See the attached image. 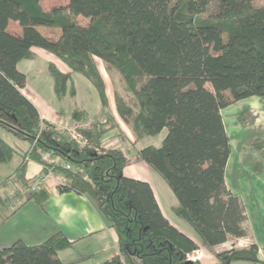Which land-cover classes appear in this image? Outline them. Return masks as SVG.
<instances>
[{"label": "trees", "instance_id": "1", "mask_svg": "<svg viewBox=\"0 0 264 264\" xmlns=\"http://www.w3.org/2000/svg\"><path fill=\"white\" fill-rule=\"evenodd\" d=\"M41 2L0 0V129L28 143L20 150L0 138V164L15 153L21 156L0 188L20 183L16 195L50 173L58 193L86 197L116 239L118 253L100 264H204L187 258L197 250L214 257L207 264H264L255 244L213 251L245 236L242 205L225 182L231 144L221 111L239 100L264 99V3L68 0L46 10ZM9 22L18 24L20 34L8 30ZM39 28L58 35H43ZM33 49L53 55L96 91L108 127H77L83 146L42 120L24 95L26 76L17 63L32 59ZM100 62L109 77L119 78L126 95L113 92L114 112ZM48 70L56 98L73 97L70 75L52 63ZM85 116L77 111L71 119L80 122ZM116 118L129 127L133 142ZM163 130L158 147L134 148ZM111 132L122 147L102 146ZM251 149L264 158V138L259 136ZM47 154L51 160H44ZM126 155L163 178L176 199L172 211L199 242L165 218L147 180L124 175L130 164ZM28 161L41 167L33 182L25 178ZM6 195L0 197L2 205ZM48 196L41 187L22 204L41 205ZM71 247L60 231L38 244L17 240L0 248V264H67L58 255Z\"/></svg>", "mask_w": 264, "mask_h": 264}, {"label": "crops", "instance_id": "2", "mask_svg": "<svg viewBox=\"0 0 264 264\" xmlns=\"http://www.w3.org/2000/svg\"><path fill=\"white\" fill-rule=\"evenodd\" d=\"M10 23L11 22L8 24V30ZM18 29L19 33L15 34H20L19 26ZM33 52L35 55L39 54L38 49H33ZM52 57L54 56L47 53L45 55V59L42 58L41 61L43 60L47 68L50 63L54 64L60 72L69 74L71 79L72 73L69 72L68 68L66 66V68L60 67L55 64L54 60H52ZM27 60H33V58L26 59V61ZM26 61L21 60L18 62L17 69L26 75V87L23 90V93L33 103L40 118L51 123L56 129H59L64 125L73 126L74 129L77 127H89L88 124L90 123L91 116H93L92 114L94 112L90 113L87 110H79L86 112L84 120L80 122H75L71 119L73 112H70L67 114V116H65V113L60 111V103L54 94V81H52V79H47L46 76L42 77L40 80L38 78H30L28 72H26V68H22L21 65ZM73 87V98L68 95L69 97L65 96L61 102H65V100H67L66 102L69 104V100L76 98L78 91L75 86ZM90 95L92 98L93 96H96L93 91L90 92ZM247 100H249V103L252 105L251 108L256 110L257 114L260 116V118L257 119L258 127L261 129L258 134L264 138V121L259 122V120L262 118L264 120V105L260 103L264 102L260 101L264 99L251 97ZM96 108L97 109L95 111H97V114L100 115V101ZM97 118H99V122L101 124L102 120L100 118L102 117L100 116ZM164 135L165 130L155 137L157 141L153 146L158 147ZM115 136L116 135H113V133H107L102 140V146L106 147V142L108 140L111 141L110 144L114 145L113 143H115ZM0 138L13 146L18 147L19 145L22 150H26L28 148V143L16 139L11 134L5 132L2 129H0ZM136 148L138 150L142 149L138 146H136ZM257 155L258 159L255 160H259L261 165L259 172L255 176L256 186L254 187L256 188L254 189L250 187L248 188L249 191L242 195V208L245 217L242 227L244 229L245 236L235 240H242V243L244 244L242 248H245L251 244H255L258 248L259 259L264 261V241H262V238L259 240V236L254 232V225L255 223H258V219H260V223L264 228V158H261L258 153ZM32 164L35 165V169L34 171L30 172V165L32 166ZM134 165H128L126 168H131L130 173L129 175H126L123 171L124 175L130 177L138 175L133 167ZM40 168V165L36 162L28 161L25 170L26 180L33 182L39 176ZM2 183H0V185H2ZM49 183L50 185H48L47 188L49 196L43 204L36 205L26 202L23 203L18 210L13 211L12 213H6L5 210L0 211V247H7L17 240H21L25 244H38L46 240L56 231H60L70 242H72L71 248L60 252L58 255L67 264H100L104 261L110 260L114 255H116L118 253V249L115 236L105 227L101 217L94 210L90 201L86 197L76 194L75 192H67L62 194L58 193L56 190L57 180L54 178L53 181H49ZM7 184L6 185L9 187L5 185L0 188V197L5 194L10 195L15 191L21 190L22 188L20 183L13 181ZM227 189L230 190L228 186ZM224 244L219 245L218 247L223 246ZM216 248L217 247L214 248V252H217L215 251ZM192 255L197 257L198 260L206 261L203 259L204 254H202V252L199 250L193 252ZM212 257V255L211 257L209 256L207 261Z\"/></svg>", "mask_w": 264, "mask_h": 264}, {"label": "rangeland", "instance_id": "3", "mask_svg": "<svg viewBox=\"0 0 264 264\" xmlns=\"http://www.w3.org/2000/svg\"><path fill=\"white\" fill-rule=\"evenodd\" d=\"M67 3H68V0H42L41 5L44 9L49 10V9H52L58 6H66ZM259 3H264V0H259ZM78 23L81 25H86L87 20H85L82 17H79ZM9 31L12 33H19V29H18L16 22L10 23ZM39 31L41 34L49 35V36H52L53 38H55L58 35V31H56L55 29L49 30L48 28H39ZM38 51H39V54L34 55L33 60H27V61L25 60L26 62H23L21 64L22 68L24 67L26 68L27 70L26 72H28V75L30 76V78L31 77L35 79L38 78L40 80L42 77L46 76L47 79H52L46 64H44L43 60L41 61L42 58L45 59V55L47 53L40 49H38ZM52 60H54V63L57 64L58 66L66 68L65 65L57 58L52 57ZM100 67L106 79L107 91H108V95L110 97L111 104H112L111 108L113 110V106H114L112 102L113 92L116 91L120 96H122V98H125L126 95L124 93L122 83L119 80V78H117L114 75L112 77H109L104 71L102 62H100ZM23 74L25 75V73ZM69 83L75 86V88L78 91L77 92L78 94L75 99L69 100L70 101L69 104H67L66 102L67 100H65V102L64 101L61 102L60 100L57 99L58 102L60 103V111L65 113V116H67V114L70 112H77L79 110H87L90 113L94 112L92 114L93 116H91L90 123L88 124V126L95 125V124L99 125L100 122H99V118L97 117H100L101 115H98L97 111H95L97 109L96 106L99 104V100L97 98V93L94 90V88L89 84V82L84 77H82L81 75L77 73H72V77ZM206 87L211 90V87L209 84H206ZM92 91L96 95L95 97L93 96V98L90 95V92ZM66 96L69 97L68 95ZM260 101H264V100H260ZM260 103L264 105V102H260ZM251 106L252 105L249 103V100L244 99V100H239V101L232 103L231 105L222 109L221 111L224 127L226 128V131L230 137L231 145H232V151H231V154L228 159L227 166H226V184L228 188L231 190V192L238 197L241 205H242V195H244L246 192L249 191L248 188L250 187L254 189L256 188L254 187L256 186L255 176L259 172L260 165H261L259 160H255V159H258L257 153L255 151H252L253 149H251L252 143L256 141V139H258L259 136H261L258 134V132H260L261 129L260 127H258V124H257L258 122L257 119H259L260 116L259 114H257L256 110H253L251 108ZM100 119L102 120L101 124H106L108 127V124L105 118L102 117ZM260 121L263 122L264 121L263 118L259 120V122ZM118 123L120 124V127L122 131L125 133V135L129 137V140L131 142H133L134 138L131 134L129 127H127L124 123L119 121V119H118ZM63 128L70 129V130L74 129L73 126H70V125L69 126L64 125L63 127H60L58 130L63 131L62 132L63 135H66L65 134L66 132L63 130ZM112 133L113 135H116V132H111V134ZM115 137H116L114 138L115 143H113L114 145L110 144L111 141L108 140L106 142L105 148H113V147H118V146L122 147L121 146L122 144H120V140H119L121 138L118 136H115ZM156 141L157 140L153 137H146L140 140L136 144V146L143 148L147 145H154ZM129 146L131 147L132 145H129ZM18 147L21 149L19 145ZM132 147H131V150L133 149ZM126 158L130 161L129 166H132L135 164L133 167L138 175H134L133 178H140L143 180H147L150 183L155 193L157 202L160 206L161 212L165 216V218L172 225L177 227L180 231L184 232L185 234H188L195 241L199 242V238L195 234V232H193L183 222V220L178 218L172 211V206L176 204V199L172 191L166 184V182L163 180V178L158 173H156L152 168H150L146 163L142 161H135L134 157H131L129 155H126ZM20 162H21L20 154L15 153L10 162L6 164H0L2 165L0 166V183H2L8 175L13 174L15 168L18 166ZM34 167L35 165L33 164L32 166L30 165V172L34 171L35 169ZM130 169L131 168H126L124 170V173L126 175H129ZM52 180L53 179L51 178L46 179L45 180L46 182L44 183L45 185L43 184V187L47 189L48 185H50L49 181H52ZM22 202H24V200L20 201L21 204ZM6 207L7 206L5 205H2V204L0 205L1 209L2 208L5 209ZM7 212L10 213L11 211H6V213ZM254 232L256 235L259 236L258 238L259 240L260 238H262V241H264V228L262 227L260 223V219H258V223H255L254 225ZM243 245L244 244L242 243V240L237 241L235 239H229L223 246H220V247L217 246L215 251L222 252L230 248L241 249ZM202 254H204L203 259L206 260V261H203V263L207 264L208 263L207 259L209 256L211 257V254L209 253L205 254L203 252ZM209 260L213 261L214 257L210 258Z\"/></svg>", "mask_w": 264, "mask_h": 264}, {"label": "built area", "instance_id": "4", "mask_svg": "<svg viewBox=\"0 0 264 264\" xmlns=\"http://www.w3.org/2000/svg\"><path fill=\"white\" fill-rule=\"evenodd\" d=\"M58 130V129H57ZM63 130L66 132L65 134L68 135L69 137H71L73 140H75L80 146L84 145V140L81 136V134L79 132L76 131V129H64ZM59 133L62 134L63 131L58 130ZM26 160H28V157H26ZM44 160H51V157L49 154L44 156ZM67 169L70 168V166H66ZM53 179V176L49 173L48 175L42 177L40 180L33 182V184H31V186L27 189L22 190L21 192L17 193L16 195L10 194L7 195V201H6V205L7 206L5 209L7 211H16L19 209L21 203V200H25L27 198H29L33 193L37 192L41 187H43L44 182H46V179ZM53 181V180H52ZM4 209V210H5ZM5 210V211H6ZM193 253L187 255V258L190 260H196L197 257H194L192 255Z\"/></svg>", "mask_w": 264, "mask_h": 264}]
</instances>
